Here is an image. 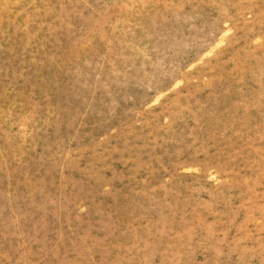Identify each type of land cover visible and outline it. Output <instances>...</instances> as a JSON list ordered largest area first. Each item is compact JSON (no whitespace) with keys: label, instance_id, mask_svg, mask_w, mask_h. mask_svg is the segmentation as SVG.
I'll return each mask as SVG.
<instances>
[{"label":"rangeland","instance_id":"1","mask_svg":"<svg viewBox=\"0 0 264 264\" xmlns=\"http://www.w3.org/2000/svg\"><path fill=\"white\" fill-rule=\"evenodd\" d=\"M0 264H264V0H0Z\"/></svg>","mask_w":264,"mask_h":264}]
</instances>
